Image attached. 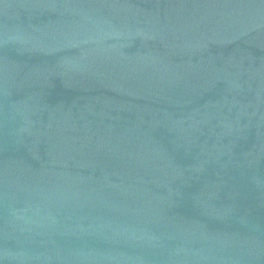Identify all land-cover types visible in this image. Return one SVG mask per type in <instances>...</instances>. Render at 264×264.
I'll list each match as a JSON object with an SVG mask.
<instances>
[{
	"label": "water",
	"instance_id": "water-1",
	"mask_svg": "<svg viewBox=\"0 0 264 264\" xmlns=\"http://www.w3.org/2000/svg\"><path fill=\"white\" fill-rule=\"evenodd\" d=\"M0 264H264V0H0Z\"/></svg>",
	"mask_w": 264,
	"mask_h": 264
}]
</instances>
